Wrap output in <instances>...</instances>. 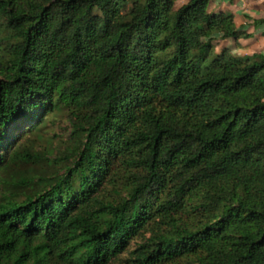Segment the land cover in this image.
<instances>
[{"label":"trees","instance_id":"1","mask_svg":"<svg viewBox=\"0 0 264 264\" xmlns=\"http://www.w3.org/2000/svg\"><path fill=\"white\" fill-rule=\"evenodd\" d=\"M209 3L0 0V173L70 129L50 173L0 180L27 187L0 264H264V52L215 51L250 33Z\"/></svg>","mask_w":264,"mask_h":264},{"label":"rangeland","instance_id":"2","mask_svg":"<svg viewBox=\"0 0 264 264\" xmlns=\"http://www.w3.org/2000/svg\"><path fill=\"white\" fill-rule=\"evenodd\" d=\"M182 0H178L180 3ZM264 36H255L248 37L244 40L238 41L233 38H228L225 41H219L216 43L214 50L217 51L221 49V47L225 46L229 49L230 52L234 55L238 56H246L251 55L252 50L256 48L257 42L259 41L258 47H261V52H264V46L262 44ZM255 39V40H254ZM252 46V47H250ZM247 51V52H246ZM29 122H23L20 125L24 128L25 125H28ZM21 130H14L13 135L17 134ZM70 129L68 122L58 114H52L45 118L42 126L38 131H34L32 133H23V136L18 139V144L20 143V149L24 150L28 155L37 154L40 156V159H32V160H17L15 163L6 166L5 171H1L0 180H5L6 182L9 179V176H23L26 172L28 174L34 171L45 170L46 173H50V169L47 165V161L44 158L51 155L49 159H52L57 154L61 153L65 147H67L70 143ZM48 160V159H47ZM27 187H7L4 186V183L0 184V195L2 192H6L7 194H16L20 196ZM1 197V196H0ZM133 242L131 243V250L133 246ZM127 253H123L120 255L118 259L112 260L108 264H130L124 259L127 257Z\"/></svg>","mask_w":264,"mask_h":264},{"label":"crops","instance_id":"3","mask_svg":"<svg viewBox=\"0 0 264 264\" xmlns=\"http://www.w3.org/2000/svg\"><path fill=\"white\" fill-rule=\"evenodd\" d=\"M209 10L213 12L232 13L236 27L250 33L249 37H259L262 35V28H254L251 24V19L264 18V0H210ZM244 39L239 38L238 41ZM258 44H260L259 41L254 45L256 48L252 50L253 53L261 52V47H258ZM262 44L264 46V38Z\"/></svg>","mask_w":264,"mask_h":264}]
</instances>
